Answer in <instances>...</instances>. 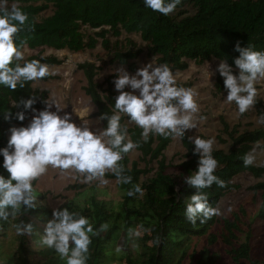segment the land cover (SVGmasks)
Instances as JSON below:
<instances>
[{
    "label": "trees",
    "instance_id": "16d2710c",
    "mask_svg": "<svg viewBox=\"0 0 264 264\" xmlns=\"http://www.w3.org/2000/svg\"><path fill=\"white\" fill-rule=\"evenodd\" d=\"M17 3V6L28 15V25L34 31L23 28L14 40L18 47L22 41H27L21 47L37 49L49 47L57 50L68 49L78 52L86 48H95L101 40L104 49L111 54L110 62L127 65L130 70L136 69V59L144 52L156 58L157 64H167L172 73L186 70L189 61L204 63L211 58L226 61L234 70L235 59L240 56L235 51L237 42L241 47H251L254 51L264 52V0H181L176 9L168 16L152 11L144 5V0H7ZM195 9L190 12L187 7ZM10 9V7H9ZM50 11V14L47 12ZM92 29L87 33L84 28ZM123 34H126L124 38ZM131 34L140 36L143 45H139ZM115 38L112 44L111 38ZM31 60L52 65L60 64L61 59L55 55L30 54L19 63L23 66ZM14 66V64H13ZM87 84L84 87L96 111L94 116L100 117L106 113L115 114V98L119 95L113 81L118 76L112 73L103 82L96 80L100 66L94 61H84L79 64ZM49 75L41 80L52 79ZM35 81L26 82L23 88L19 85L11 90L0 85V148L7 146L9 129L13 126L22 127L29 124L33 112L25 111L23 106L13 107V103L36 96L33 107L43 110L45 100H49V90L35 87ZM192 82L176 83V87L190 88ZM218 92L225 91L224 78L219 74L215 83ZM126 91V90H125ZM257 114L264 117V99L256 98L254 105ZM12 113L11 119H5L6 112ZM25 111L26 119L19 121L16 113ZM121 115V125L127 127L128 140L140 146L135 150L140 152V161L132 160L130 152L123 155L119 162L124 168V174L132 177L130 184L118 181L122 200L114 203L111 200L99 199L90 195L81 206L72 202L67 206L69 211L82 215L92 224L94 231L102 224L109 225L106 231L98 236L91 234L92 243L86 264H187L196 259L197 264H217V259L210 253L205 243L215 245L224 242L228 247L226 252L230 264H264V246L257 238L264 232V164H254L245 167L242 157L249 153L255 145L264 147V123L252 129L241 128V123L231 125L222 119L220 143L228 147L214 148L212 155L218 161L214 172L225 182V187L213 184L202 191L207 195L209 205L217 208L221 198L229 191L238 188L232 179L242 172H250L263 180L252 188L260 192L262 201L253 211L248 221L240 225V217L231 219L225 217L222 231H215L218 222L216 215L201 223L202 217L195 225L187 220L185 211L190 197L197 190L190 187L186 178L198 170L199 155L194 154L195 144L188 139L186 131L181 142L186 149L185 159L177 168L178 175L168 171L165 150L173 138H165L150 133L147 142L142 139V129L136 124L128 126L125 114ZM107 120L102 121L103 129ZM226 136V137H224ZM4 158L0 155V175L9 178L10 174L3 168ZM155 162L157 167L153 175L149 164ZM108 178L117 179L110 173ZM145 176H148L144 179ZM180 179V180H179ZM118 180V179H117ZM139 185L144 195L139 193L128 196L127 192L133 185ZM34 186V184H33ZM74 185H69L68 188ZM34 189V188H33ZM34 195L38 197L34 190ZM37 207L26 209L21 207L17 215L9 217L8 221L0 219V236H5L11 227L17 224H35L30 217L49 221L53 210L45 207L36 199ZM62 210V209H61ZM129 229H139L140 237L129 236ZM34 232V231H33ZM33 239H40L37 233H32ZM220 235L221 238L217 236ZM0 240V251H1ZM133 245V247H131ZM117 247L120 251L117 252ZM260 248L261 256L257 255ZM20 262L30 264L25 256V249L20 246ZM62 264H66L63 259Z\"/></svg>",
    "mask_w": 264,
    "mask_h": 264
},
{
    "label": "clouds",
    "instance_id": "9594fccd",
    "mask_svg": "<svg viewBox=\"0 0 264 264\" xmlns=\"http://www.w3.org/2000/svg\"><path fill=\"white\" fill-rule=\"evenodd\" d=\"M181 3V0H144V5L163 16L171 14ZM28 15L17 5L7 6V0H0V85L16 90L18 85L23 88L26 82L38 81L55 73L50 71L47 64L39 60H31L23 66L19 63L24 59L21 50L27 41H22L18 47L15 36L25 27L34 31L27 24ZM235 51L240 56L235 59L239 75L233 74L232 67L221 60L216 71L224 78L227 90L226 101L235 102L239 114L243 115L256 104L257 89L255 84L264 80V52L254 51L251 47H241L237 42ZM14 64V66H13ZM118 78L113 81L119 95L115 98V114L106 113L99 117L100 121L107 120V127L101 132H93L85 123L77 126L72 122L70 113L61 116L63 110L55 102L45 100L46 107L37 110L33 105L36 96L27 100L14 102L13 107L21 105L35 113L27 126L11 127L7 146L0 148L3 156V168L10 174L9 178L0 175V219L8 221L15 217L21 207L28 210L37 207L33 189V181L46 173L48 167L62 172L74 171L83 176L84 182L104 179L106 173L114 174L122 184H130L132 177L124 174V168L119 163L122 154L140 146L127 138V127L122 126L121 113L127 115L132 122L142 129V139L147 142L150 133L165 138H183L186 131L197 128L195 114L199 105L195 97L197 93L191 88L175 86V77L167 64L153 67L149 63L139 68L135 75L129 74L123 67L117 70ZM214 74V73H213ZM130 88L131 91H125ZM139 92V95L135 94ZM55 106L56 111L51 109ZM25 111L16 113L19 121L26 119ZM12 113L6 112L5 119H11ZM200 117V120H203ZM264 123V117H261ZM195 144L194 154L199 155L198 170L188 176L185 182L197 190L187 203L185 217L193 225L202 217L201 223L220 211L209 205L207 195L202 191L213 184L225 187V182L214 175L218 161L213 157V139H202L199 136L188 137ZM255 149L243 157L245 167L253 165ZM137 193L142 197L143 189L137 184L127 192L128 196ZM18 235L31 234L33 225L30 223L15 225ZM109 225L102 224L94 231L89 220L68 208L53 210V218L45 227L42 244L54 249L66 264H86L90 235L98 236L106 231ZM129 236L140 237L139 229H129ZM117 252L120 248L117 247Z\"/></svg>",
    "mask_w": 264,
    "mask_h": 264
},
{
    "label": "rangeland",
    "instance_id": "374dc122",
    "mask_svg": "<svg viewBox=\"0 0 264 264\" xmlns=\"http://www.w3.org/2000/svg\"><path fill=\"white\" fill-rule=\"evenodd\" d=\"M17 3L7 2V6H11ZM187 9L190 12H194L195 9L188 6ZM51 12L48 11L47 14ZM84 30L87 33H92V29L85 27ZM126 34L121 36L124 38ZM132 37L139 45H143L141 38L137 34H131ZM112 44L115 42V38H111ZM24 58L30 54H42V55H55L61 59L60 64L50 66V71L55 73L52 79L43 81H35V87L41 89H48L49 102L55 101L63 109L59 114L63 116L65 113H70L72 118L76 120L81 126L84 123L93 131L101 132L103 130L102 121L98 116H94L96 106L92 102L91 98L85 94L84 87L87 84L86 77L83 71L79 68V64L84 61H94L100 66L96 80L103 82L106 77L112 73H117V70L124 68L131 75H135L139 68L145 67L149 63L153 64V67L159 66L156 58L149 55L147 51H144L135 61L136 69L130 70L127 65L110 62L111 54L108 50L104 49L101 40L95 48H86L82 51L74 52L68 49L57 50L49 47H40L37 49L25 48ZM221 61L216 58H211L204 63H196L189 61V67L183 71H177L174 73L176 83L192 82L191 89H193L197 96L196 102L199 105V112L195 114L197 120V128L188 130L190 137L199 136L202 139H213L214 148L228 147V144L220 143L219 136L221 135L222 119L226 120L231 125L241 123V128H254L261 123V117L257 114L255 107H252L249 111L243 115L239 114L238 107L235 102L228 103L226 101L227 90L218 92L215 86L219 72L216 71ZM233 72L234 75H239V71L236 69ZM214 73V74H213ZM118 76L115 78L117 79ZM175 83V84H176ZM257 89V97L264 99V80H260L255 84ZM126 91H131L130 88H126ZM135 94L139 95L137 91ZM56 111L55 106L51 109ZM203 117V120H200ZM128 126L135 124L128 117L126 120ZM10 137V135H9ZM226 137V136H224ZM255 161L254 164H264V147L255 145ZM252 149V150H253ZM251 150V151H252ZM250 151V152H251ZM186 149L184 148L181 139H173L165 150L167 163L170 165L168 171L178 175V164L185 159ZM130 158L132 160L140 161V152L133 149L130 152ZM142 167L145 163L140 161ZM153 169L151 176L154 174L157 164L151 162L148 166ZM110 173V172H109ZM148 176H145L146 179ZM84 177L74 171L62 172L59 169L48 167L45 174L34 180L33 188L37 192V199L40 203H43L48 209H63L67 206H71L72 202L78 203L81 206L86 203L87 198L90 195H95L99 199L111 200L117 203L122 200V193L118 188V180L108 177H104L108 181L107 184H101L99 180H93L92 182L85 183ZM180 180V179H179ZM262 178L253 176L250 172H242L236 175L232 179V183L236 184L238 188L227 192L217 205L220 214L216 215L218 222L215 225L214 230L222 231V222L225 217L231 219L235 216L240 217L239 222L241 226L245 221H248L252 216L255 208L261 203L262 198L260 192H256L252 187L258 182L262 181ZM69 185H74L68 188ZM35 224L32 233H37L40 239L34 240L33 234L18 235L16 227H11L5 236H0L1 251H0V264H18L20 262V246L25 249V256L28 258L30 264H62L63 259L60 258L58 253L54 249H49L42 244V237L45 234V227L48 221L41 220L37 217H30ZM53 218V217H52ZM51 218V219H52ZM50 219V220H51ZM49 220V221H50ZM34 231V232H33ZM221 238L220 235L217 236ZM259 244L264 246V232L263 235L257 238ZM210 253H213L217 259V264H230V257L226 252L228 247L224 242H217L215 245L205 243ZM133 247V245H131ZM259 257H262L260 248H257ZM187 264H197L196 259H191Z\"/></svg>",
    "mask_w": 264,
    "mask_h": 264
},
{
    "label": "built area",
    "instance_id": "2783aa9c",
    "mask_svg": "<svg viewBox=\"0 0 264 264\" xmlns=\"http://www.w3.org/2000/svg\"><path fill=\"white\" fill-rule=\"evenodd\" d=\"M72 122H74L77 126H81L79 123H77L76 122V120H74L73 118H72Z\"/></svg>",
    "mask_w": 264,
    "mask_h": 264
},
{
    "label": "crops",
    "instance_id": "0c3cea01",
    "mask_svg": "<svg viewBox=\"0 0 264 264\" xmlns=\"http://www.w3.org/2000/svg\"><path fill=\"white\" fill-rule=\"evenodd\" d=\"M34 114H35V113H33V114L31 115L30 119L28 120L29 123H30V121H31V119H32V117H33Z\"/></svg>",
    "mask_w": 264,
    "mask_h": 264
}]
</instances>
